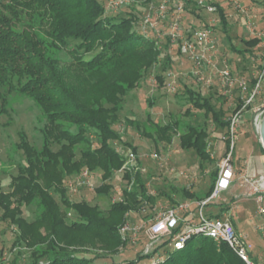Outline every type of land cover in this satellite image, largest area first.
<instances>
[{
    "label": "trees",
    "instance_id": "trees-1",
    "mask_svg": "<svg viewBox=\"0 0 264 264\" xmlns=\"http://www.w3.org/2000/svg\"><path fill=\"white\" fill-rule=\"evenodd\" d=\"M188 2L198 6L196 0ZM211 2L218 11L222 30L231 39L224 7L218 0ZM139 22L134 14L120 17L109 13L100 0H0V87L7 93L32 97L47 117L41 128L40 146L30 143L25 132L20 131L19 147L25 159L12 176L11 190L0 191V217L16 228V252L9 264H102L96 257L78 254L87 244L96 242L110 252L97 256H111L114 261L119 248L127 244L119 231L127 212L142 209L145 201H155L139 174L132 177L130 170L134 167L127 164L124 153L111 143L118 140L131 146L114 128L124 97L139 84L145 67L156 65L163 54L170 58L169 37L146 36ZM261 40L254 38L244 43L252 47ZM247 48L235 50L245 54ZM158 79L163 83V76ZM256 82L257 79L253 86ZM7 93L0 92V114L8 112ZM184 93L192 106L228 128L224 112L217 110L200 90L185 85ZM244 102L240 98L237 108ZM149 103L153 105L154 101ZM147 119L151 130L143 128L146 135L170 142L179 132L183 148L194 149L202 161L211 160L209 133L202 126L187 124L181 131L177 119L160 123L151 113ZM128 124L137 125L134 119H128ZM91 133L96 134L97 145ZM53 144L59 148L54 150ZM132 151L137 152L136 146ZM83 168L102 171L103 183L96 189L102 196L109 194L110 179L122 168L125 178L134 179L133 187L124 188V198L107 209L85 199L73 201L63 180ZM211 177L204 196L212 192L218 171ZM54 193L66 210L76 215L75 220L68 222ZM185 195L200 197L187 190ZM36 198L43 206L41 215L27 220L22 216L23 205H30ZM167 252L160 264H246L226 242L218 244L204 235L192 237L182 249ZM143 257L147 256H137L131 264Z\"/></svg>",
    "mask_w": 264,
    "mask_h": 264
},
{
    "label": "rangeland",
    "instance_id": "rangeland-1",
    "mask_svg": "<svg viewBox=\"0 0 264 264\" xmlns=\"http://www.w3.org/2000/svg\"><path fill=\"white\" fill-rule=\"evenodd\" d=\"M100 1L107 9L111 0ZM126 1V4L118 7L119 9L115 11L107 9V11L112 14H119L120 17L134 14L141 21L143 15L149 11L150 6L152 4L158 5L162 0ZM218 1L227 14L231 39L222 30L217 10L211 12L204 8H199L188 2V0H181L184 4L182 9L178 7L179 0H170L169 3V19L180 15L183 33L186 34L205 24L213 27L218 48L212 62L206 63V66L202 69L203 80H200L194 74L192 59L184 55L177 45H171L169 48L170 58L166 59L163 54L156 65L149 68L145 67L144 76L139 81V84L129 90L124 97L119 121L114 124V128L123 135L124 141L129 142L131 146H125L118 140L111 143L124 153L128 164L134 167L130 170L132 177L135 179L136 172L139 174L148 192L155 197V201L147 202L148 205L145 203L140 210L127 212L125 221L120 225V233L121 228L127 222L144 224L148 219L154 218L168 206L185 201L200 200L209 197L212 193L204 196L209 189L212 172L218 171L219 174L221 157L217 156V154H222L224 143L226 142L223 140V135L227 134L228 128L218 125L211 114H206L204 110L192 106L184 93L185 85L200 90L205 97L211 100L217 110L221 109L224 112L223 120L229 121L231 115L238 109L239 99L243 98L246 101L250 93L254 91L255 85L253 86V81L258 80L264 62V0H239L240 6L231 0ZM163 31H168L167 26L163 27ZM254 38H262V40L259 44L252 47L244 43L245 40ZM236 48H247L248 50L245 54H242L237 52ZM87 56L89 57L91 54ZM222 68H228L237 79L232 87L226 85L219 75L218 69ZM170 73L172 74L170 75ZM158 76L164 77L163 83H160ZM241 80L247 83L248 90L243 91L239 87V81ZM169 81H173V85L176 86L175 91L168 89L167 83ZM0 92L7 93V90L0 87ZM261 95H264V79L261 81V86L254 99L244 109L243 116L245 111ZM7 96L9 98L8 112L0 114V191L5 192L11 190L12 176L18 173L19 165L25 159L24 151L19 147L22 141L20 131L25 132L26 138L30 143L40 146L42 141L41 128L44 127L47 121L43 109L32 97L13 92L7 93ZM150 100L154 101L153 105H150ZM187 109H190L189 112H187ZM149 113L160 123H166L172 119L179 120L181 131L184 130L187 124L202 126L209 133V153L211 154L215 151V155L213 154L212 156L211 154V160L202 161L194 149H185L181 146L179 132L174 134L170 142L158 140L154 135H146L143 128L151 130L147 119ZM263 116L264 109L260 116L261 121ZM128 119H134L137 125L128 124ZM256 133L260 137L257 126ZM91 136L94 144L97 145L96 134L91 133ZM132 146H136V153L132 151ZM52 148L57 150L59 145L53 144ZM77 154L78 156L80 155V147L77 149ZM238 167H240L239 164ZM123 168L113 173L110 179L112 187L109 194L104 196L98 194L96 190L103 183L101 170H90V185L79 187L77 191H72L67 182L70 181V177L77 176L79 172L69 177L66 176L63 182L64 185L67 184L69 198L73 201L85 199L103 209L109 208L111 203L124 198V188L130 189L133 187L134 179L132 177L131 179L125 178L123 176L125 169ZM241 171L236 168V175L238 176L242 173ZM185 190L200 197L189 198L185 195ZM247 195L250 196L249 194ZM54 197L60 203L63 211L67 213L68 222L75 220L76 215L72 211L66 210L61 203L59 195L54 193ZM224 199L225 196L222 194L217 205L226 206L227 202ZM249 204L253 206L251 202ZM213 207L214 203H211L206 207L205 211H210L214 209ZM227 209L228 207L224 208L225 212ZM42 210L43 206L40 198H36L30 205H23L22 216L27 220H34L40 217ZM249 226L250 224L247 228H250ZM42 232L44 234L46 230L42 228ZM15 235L16 228L4 222L0 217V264H9L14 257L16 252L13 248ZM144 239L143 237V240H140L137 244L128 243L122 245L114 261L111 256H97L98 254L110 253L99 242L87 244L78 254L96 257L97 262L102 264H111L119 261H126L131 264L132 259L140 256L139 252L142 249ZM165 249L171 250L172 248L168 245L163 246L161 251L164 252ZM24 258L26 259L27 257ZM145 262H147V259L143 257L140 261L133 264H144Z\"/></svg>",
    "mask_w": 264,
    "mask_h": 264
},
{
    "label": "built area",
    "instance_id": "built-area-1",
    "mask_svg": "<svg viewBox=\"0 0 264 264\" xmlns=\"http://www.w3.org/2000/svg\"><path fill=\"white\" fill-rule=\"evenodd\" d=\"M213 0H196L198 7L208 11H215L216 6L211 2ZM239 4V0H231ZM126 0H111L108 8L115 11L118 7L126 4ZM170 0H162L158 5L152 4L149 11L145 13L140 21L141 32L146 36H168L171 45H177L178 49L189 56L193 63V72L200 80H203L202 69L206 63H211L214 54L217 52V41L214 36L212 25H203L187 32L182 31L181 16L176 15L169 19ZM178 7H184L183 2L179 0ZM167 26L168 31L164 32L163 27ZM219 75L224 83L230 87L235 85L237 79L232 75L228 68L218 69ZM172 73H170L171 75ZM264 79V62L262 71L255 84V89L244 104L235 110L229 119L227 134L223 135V140L229 141V146L225 149L220 161V171L214 189L209 197L196 200L185 201L176 205L166 207V209L154 218L148 219L144 224H132L127 222L122 228L123 239L131 244H137L144 237V242L140 255H146L147 262L144 264H160L166 259L167 251H161L163 246H170L172 249H182L187 242L194 236L204 235L213 238L218 243L226 242L245 262L246 264H256L251 258L252 243L246 236L237 232L230 216H220L209 214L205 211L206 207L214 203L216 206L221 199L224 191L228 190L236 176L234 166V147L237 130L243 118L244 109L254 99L257 91ZM170 91H175L176 86L173 81L167 83ZM239 87L243 91L248 90L245 81H239ZM255 116L254 122L260 131L261 114ZM215 155V151L211 153ZM134 159V158H133ZM132 159V161H133ZM128 164V162H127ZM129 165V164H128ZM131 166V165H130ZM89 169H82L77 176L70 177L68 186L72 191H77L79 187L89 186ZM250 189L248 194L255 196L259 203L264 201V175L259 177L243 176ZM67 185V184H66ZM148 201H145L146 205ZM144 203V204H145ZM144 204L142 207H144ZM152 204V203H151ZM150 204V205H151ZM145 205V206H146ZM153 205V204H152ZM260 211L264 213V205H260Z\"/></svg>",
    "mask_w": 264,
    "mask_h": 264
},
{
    "label": "crops",
    "instance_id": "crops-1",
    "mask_svg": "<svg viewBox=\"0 0 264 264\" xmlns=\"http://www.w3.org/2000/svg\"><path fill=\"white\" fill-rule=\"evenodd\" d=\"M258 109L259 111H257ZM263 109L264 95H261L245 111V117L243 116L237 130L236 146L233 153L235 171L236 168H239L242 173L235 176L231 187L223 193L224 201L227 202L226 206L216 205L213 207L214 209H211L216 215L230 216L237 232L246 236L252 243L250 253L256 264H264V213L259 209L260 205H264V201L259 203L254 195H247L250 186L244 182L243 176L259 177L264 175V150L254 123L255 116L260 114ZM227 147L226 141L222 154H217V156L222 158ZM250 202L253 206L249 204ZM224 207H228L226 212ZM249 224L250 228H247Z\"/></svg>",
    "mask_w": 264,
    "mask_h": 264
},
{
    "label": "water",
    "instance_id": "water-1",
    "mask_svg": "<svg viewBox=\"0 0 264 264\" xmlns=\"http://www.w3.org/2000/svg\"><path fill=\"white\" fill-rule=\"evenodd\" d=\"M259 134H260V140H261L262 146L264 148V116L261 121Z\"/></svg>",
    "mask_w": 264,
    "mask_h": 264
}]
</instances>
